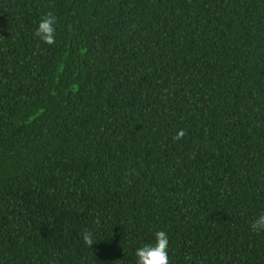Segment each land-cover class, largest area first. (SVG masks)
Here are the masks:
<instances>
[{
  "label": "trees",
  "instance_id": "obj_1",
  "mask_svg": "<svg viewBox=\"0 0 264 264\" xmlns=\"http://www.w3.org/2000/svg\"><path fill=\"white\" fill-rule=\"evenodd\" d=\"M261 213L264 0H0V264H135L158 230L169 264H264Z\"/></svg>",
  "mask_w": 264,
  "mask_h": 264
},
{
  "label": "clouds",
  "instance_id": "obj_2",
  "mask_svg": "<svg viewBox=\"0 0 264 264\" xmlns=\"http://www.w3.org/2000/svg\"><path fill=\"white\" fill-rule=\"evenodd\" d=\"M57 18L48 13L41 17L37 23L34 35L45 44H53L55 42V27ZM183 131L177 133L174 139L183 136ZM254 231H264V213L259 214L250 225ZM82 240L86 246L96 242L92 232L85 231L82 233ZM169 236L163 230L154 233V240L139 244L134 249L135 264H169L168 256Z\"/></svg>",
  "mask_w": 264,
  "mask_h": 264
}]
</instances>
